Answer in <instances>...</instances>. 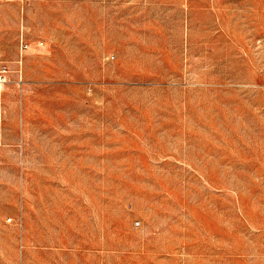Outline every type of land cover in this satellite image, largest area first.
<instances>
[{"label":"rangeland","instance_id":"374dc122","mask_svg":"<svg viewBox=\"0 0 264 264\" xmlns=\"http://www.w3.org/2000/svg\"><path fill=\"white\" fill-rule=\"evenodd\" d=\"M0 264H264V0H0Z\"/></svg>","mask_w":264,"mask_h":264},{"label":"built area","instance_id":"2783aa9c","mask_svg":"<svg viewBox=\"0 0 264 264\" xmlns=\"http://www.w3.org/2000/svg\"><path fill=\"white\" fill-rule=\"evenodd\" d=\"M2 120H3V111H2V109L0 108V123L2 122Z\"/></svg>","mask_w":264,"mask_h":264}]
</instances>
